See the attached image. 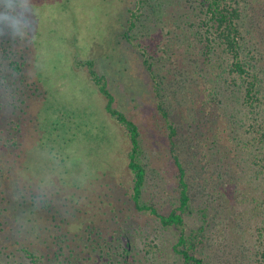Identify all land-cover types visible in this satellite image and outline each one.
Returning <instances> with one entry per match:
<instances>
[{"label":"rangeland","instance_id":"obj_1","mask_svg":"<svg viewBox=\"0 0 264 264\" xmlns=\"http://www.w3.org/2000/svg\"><path fill=\"white\" fill-rule=\"evenodd\" d=\"M134 4L135 0H24L25 15L32 24L26 74L39 91L27 98V115L34 124L22 127L23 153L12 169L23 177L26 186L35 189L41 185L51 204L44 207L45 203L40 202L35 215L28 209L25 212L24 206L15 211L14 176L3 179L1 173L7 172L15 160V148L11 143L6 146V142L12 137L9 122L16 115L11 108L5 113L0 111V264H32L23 247L35 252L37 264H57L54 252L59 245L67 250L61 257L63 261L69 258L77 264L113 263L107 258L109 248L96 249L88 231L97 224L104 235H112L111 240L120 222L114 220L111 211L106 215L95 206L83 213L77 199L76 203L67 199H72L70 190L78 184L80 189L92 185L98 192L113 188L117 197L125 199L114 182V177H121L118 172L124 170L119 144L122 141L125 146V138L120 126L106 113L102 94L87 73L75 66V57L98 59L116 106L140 126L151 165L160 172V176H151L145 198H153L160 208L172 207L176 175L165 128L157 113L152 77L139 51L119 35L126 25L128 8ZM199 6L196 0H148L140 10L133 35L155 54L156 73L163 77L162 99L181 125V139L187 140L188 156L185 154L184 159L197 202L209 200L213 208L220 210L213 226L217 240L214 248L218 250L215 262L257 264L256 259L247 257L250 252L245 248L264 240L259 228L264 227V192L250 174L242 173L234 179L236 162L231 140L217 151L210 140L213 124L209 111L217 110L212 95L217 82L203 73L204 46L197 34L203 17ZM241 7L245 54L260 78V116L264 118V0H241ZM203 100L207 101L205 107ZM224 113L220 112L226 117ZM32 136L51 140L44 144ZM241 137L252 139L254 134ZM202 165L206 174L201 172ZM53 169L59 173L54 174ZM68 171L71 173L67 179ZM103 172L114 177L104 175V187H99L97 181L92 183ZM257 177L264 187L263 175ZM213 186H218L220 195L212 193ZM122 206L136 222L133 235L135 254L142 261L139 264H176L178 259L171 248L174 232H160L150 216L137 213L130 204ZM79 215L84 217L78 221ZM187 223L197 224L195 218H188Z\"/></svg>","mask_w":264,"mask_h":264},{"label":"trees","instance_id":"obj_2","mask_svg":"<svg viewBox=\"0 0 264 264\" xmlns=\"http://www.w3.org/2000/svg\"><path fill=\"white\" fill-rule=\"evenodd\" d=\"M147 2L148 0H135L134 6L128 8L127 22L119 35L131 47L139 51L142 63L152 77L157 113L165 128L169 153L176 175V184L173 188L175 201L170 208H160L153 198L149 200L145 198L151 176L153 174L154 177L160 176V172L151 165V157L145 148V139L140 126L125 111L116 106V98L109 88L106 73L100 68L98 59L90 56L87 58L75 57L74 64L87 73L92 84L102 94L106 113L120 126L125 138V146L122 141L119 144L125 164L124 170L118 172L121 177L116 178L103 172L100 177L96 176L92 183L97 181L99 187H104L106 185V182L103 181L104 175L114 177V182L118 184L116 189L120 188L125 199L117 197L113 188L111 191L98 192V190L92 189V185L90 188L80 189L78 184L73 189L74 191L70 190L72 199L67 197V200L77 202L80 209H83V213H86L89 207L95 206L106 215L111 211L114 220L120 222L119 229L116 230L117 235L111 240L112 235L109 237L104 235L102 228L97 224L90 227L88 231V237H93L92 242L95 243L96 249L109 248L107 258L111 260V263L113 262L112 264H139L142 262L135 254L137 251L136 237L133 232L137 231L136 222L132 219V215L126 212V207H123L122 204L125 206L130 204L137 213L150 216L155 221L157 225L155 229L157 228L158 231L174 232L175 238L171 248L174 256L178 259L176 264H217L215 256L218 250L214 248L217 240L213 237V226L220 216V210L213 208L209 200L204 203L197 202L190 180L188 164L184 159L185 154L188 156L187 140L181 139V125L173 117L165 99H162L163 77L160 78L156 73L155 54L146 45L139 43L136 36L133 35L135 29L138 28L140 10ZM196 2L200 5V13L203 15L200 19L202 27L197 30V34L200 35L198 38L204 46L203 73L205 76L215 77L217 82L215 90L212 91V95L217 100V110L209 111L213 124L210 140L216 151L221 149L220 145L231 140L230 144L234 147V162H236L233 172L234 179L242 173L250 174L252 177H256L257 187H260L259 189L264 192V187H261L260 179L257 177L261 174L264 178V118L260 116L263 111L260 96L262 90L260 78L245 54L247 44L244 42V11L241 7V0H196ZM23 3L24 0H0V111L5 113L8 108H11L13 114L16 115V119L9 122L12 125L10 132L12 137L6 142V146L7 143H11L15 148V160L8 166L7 172L1 174L3 179H11L14 176L15 211H19V208L24 206L25 212L28 209L31 215H35L38 204L42 202L46 205L44 207H47L51 204L50 199H47L46 193L42 192L41 185L38 184L35 189L26 186L23 177L17 176L15 170L12 169L17 160L21 159L23 153L25 140L23 142L20 140L22 127H27V125L30 127V124H34L29 121L30 118L27 115V98L30 95L35 96L39 91L37 85L30 81L26 74L32 42V24L25 15ZM191 25L193 26V23ZM206 103L207 101L203 100L204 107ZM17 110H20V114L16 113ZM220 112H225L226 117ZM201 115L203 116V114ZM53 125L58 124L53 123ZM220 126L223 127L219 128ZM252 132L254 134L252 139H242V134ZM32 138L44 144L51 140V138L44 140L42 136H32ZM53 142L57 143L55 139ZM50 158L51 156L48 155L49 163L51 162ZM64 160L62 158V161ZM193 161L192 159L191 163ZM20 166L21 164L18 165V168ZM220 167L223 168V166ZM204 168L205 165H202L201 172L206 174ZM53 170L54 174L59 173V171ZM1 171L3 170L1 169ZM70 173V171L67 172V179ZM48 181L53 184L52 180ZM204 181L209 182L206 178ZM82 190L84 192H81ZM200 193L198 190V196ZM212 193L220 195L218 186H213ZM77 211L81 212L82 210ZM83 217L77 216L78 221ZM188 218H195L197 224L189 226ZM62 221L64 222V220ZM36 227L37 225L34 226V230ZM42 227L44 228L45 225ZM259 228L262 231L261 236L264 237V227L259 226ZM61 238L62 242H66L65 237ZM100 241L101 243H99ZM102 241H104V245ZM222 249L221 251H223ZM245 249L250 252L249 256L247 255L250 260L256 259L257 264H264V240L250 243L249 248ZM22 251L27 258L31 259L32 264H37L38 258L33 250L23 247ZM66 251L64 245H59V249L55 250L54 256L57 264L72 263L69 258L61 260ZM69 251L73 256L74 251L72 249ZM241 251L244 253L242 248ZM72 264L77 263L73 262Z\"/></svg>","mask_w":264,"mask_h":264}]
</instances>
